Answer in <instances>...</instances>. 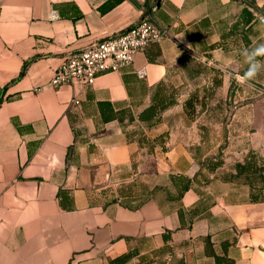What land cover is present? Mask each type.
Instances as JSON below:
<instances>
[{
    "label": "crops",
    "instance_id": "crops-1",
    "mask_svg": "<svg viewBox=\"0 0 264 264\" xmlns=\"http://www.w3.org/2000/svg\"><path fill=\"white\" fill-rule=\"evenodd\" d=\"M143 16L167 36L129 67L51 85L66 55ZM260 18L264 0H0V264H264V199L235 167L202 181L204 129L178 98L156 106L190 66L226 87Z\"/></svg>",
    "mask_w": 264,
    "mask_h": 264
},
{
    "label": "rangeland",
    "instance_id": "rangeland-1",
    "mask_svg": "<svg viewBox=\"0 0 264 264\" xmlns=\"http://www.w3.org/2000/svg\"><path fill=\"white\" fill-rule=\"evenodd\" d=\"M253 53L246 54L245 67L239 75L227 73L226 87H221L219 73L200 66H190V72L186 71L195 76V83L164 87L162 97L173 99V103L178 98L184 104L192 93L197 97L184 114L188 121L204 129V143L194 149L202 181L215 171L228 173L236 161H243L252 152L258 156V165H264V148L250 147L252 139L264 144V36ZM207 66L214 67L213 63ZM210 75L215 78L212 85L207 80ZM217 163L221 164L215 166ZM146 166L148 171L153 170L151 159Z\"/></svg>",
    "mask_w": 264,
    "mask_h": 264
},
{
    "label": "built area",
    "instance_id": "built-area-1",
    "mask_svg": "<svg viewBox=\"0 0 264 264\" xmlns=\"http://www.w3.org/2000/svg\"><path fill=\"white\" fill-rule=\"evenodd\" d=\"M264 25V18H260ZM167 36V31L157 27L149 18L143 16L137 24L122 33L102 39L84 50L70 53L64 57L51 80L53 87L80 83L92 86L96 78L106 72H119L129 67L136 54ZM207 65L210 61L203 60ZM144 77V72H138ZM78 103L73 100L72 103Z\"/></svg>",
    "mask_w": 264,
    "mask_h": 264
},
{
    "label": "trees",
    "instance_id": "trees-1",
    "mask_svg": "<svg viewBox=\"0 0 264 264\" xmlns=\"http://www.w3.org/2000/svg\"><path fill=\"white\" fill-rule=\"evenodd\" d=\"M25 67L22 71L24 73ZM215 82V81H214ZM221 83V82H220ZM4 90L1 91V94ZM0 94V103L2 101V95ZM196 95L193 93L190 95L188 99L184 101V110H188L189 106L193 105V101L196 99ZM169 100L167 101L166 98H159L156 106L158 107L159 111H163L173 103ZM221 163H217L219 165ZM236 177L243 179V181L250 187L252 190V200L257 201L264 199L263 197V189H264V165H258V156L252 152L248 154L242 162L236 163L235 165ZM169 239V236H166V240Z\"/></svg>",
    "mask_w": 264,
    "mask_h": 264
},
{
    "label": "water",
    "instance_id": "water-1",
    "mask_svg": "<svg viewBox=\"0 0 264 264\" xmlns=\"http://www.w3.org/2000/svg\"><path fill=\"white\" fill-rule=\"evenodd\" d=\"M159 5V3L157 4V6Z\"/></svg>",
    "mask_w": 264,
    "mask_h": 264
}]
</instances>
